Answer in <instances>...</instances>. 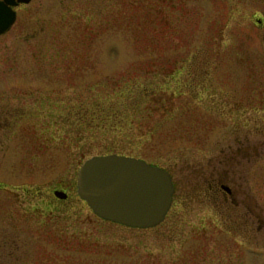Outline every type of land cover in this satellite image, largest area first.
<instances>
[{"label":"rangeland","instance_id":"rangeland-1","mask_svg":"<svg viewBox=\"0 0 264 264\" xmlns=\"http://www.w3.org/2000/svg\"><path fill=\"white\" fill-rule=\"evenodd\" d=\"M16 10L0 34V264H264V0ZM106 153L169 171L159 224L104 220L78 197L82 161ZM219 179L247 194L246 233L201 200Z\"/></svg>","mask_w":264,"mask_h":264},{"label":"water","instance_id":"water-1","mask_svg":"<svg viewBox=\"0 0 264 264\" xmlns=\"http://www.w3.org/2000/svg\"><path fill=\"white\" fill-rule=\"evenodd\" d=\"M30 0H0V34L15 21L13 8ZM260 22V19H257ZM169 171L125 154L92 155L82 161L76 175V193L99 218L133 228H148L165 217L173 198ZM65 198L62 190H53Z\"/></svg>","mask_w":264,"mask_h":264},{"label":"flooded vegetation","instance_id":"flooded-vegetation-1","mask_svg":"<svg viewBox=\"0 0 264 264\" xmlns=\"http://www.w3.org/2000/svg\"><path fill=\"white\" fill-rule=\"evenodd\" d=\"M22 3L17 4L16 6H14L13 8L16 11V17L17 18V10L16 8ZM259 19V18H258ZM12 26V25H11ZM6 32V31H5ZM4 32V33H5ZM197 183V182H196ZM205 194L204 198H201V200H207L208 202L211 200H219L218 203V208L221 210H223V214H226L227 212H232L234 211L235 214L237 215V219H239L242 222H239V227H236L234 225H232L230 223V225L228 226L229 229L228 230H235V228H239L240 232H244L246 233L248 231L249 226H251L252 224L248 223V220L250 219L249 214H248V207L246 206V200L248 198L247 194H245L244 197H241L240 199H238L237 195L241 194L238 190L231 188L230 186H228L227 184H225L223 182V180L219 179L218 181L214 182V181H210L207 182L206 187H204L203 191ZM173 202H174V196L172 198V202L171 205L166 213V215L168 214V212L171 210L172 206H173ZM208 202L204 203V204H209ZM240 204H243L245 210L243 212H240L239 214H237V210L236 207ZM256 217L258 218L260 216V209L258 207H256ZM165 215V217H166ZM210 215L207 214V216H204V218H201L202 221V225L205 221V219ZM227 215V214H226ZM164 217V218H165ZM229 221H231L230 217H228ZM237 221V220H235ZM218 226V224L216 225ZM261 228V224L257 225V230H259ZM237 232V231H235Z\"/></svg>","mask_w":264,"mask_h":264},{"label":"trees","instance_id":"trees-1","mask_svg":"<svg viewBox=\"0 0 264 264\" xmlns=\"http://www.w3.org/2000/svg\"><path fill=\"white\" fill-rule=\"evenodd\" d=\"M143 92H144V93H147V92H148V90H144ZM109 152H112V151H109Z\"/></svg>","mask_w":264,"mask_h":264}]
</instances>
